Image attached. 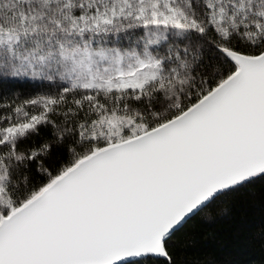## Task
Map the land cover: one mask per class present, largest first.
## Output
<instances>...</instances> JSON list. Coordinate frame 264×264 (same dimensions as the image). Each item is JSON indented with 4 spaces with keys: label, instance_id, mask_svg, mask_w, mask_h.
<instances>
[{
    "label": "snow or ice",
    "instance_id": "obj_1",
    "mask_svg": "<svg viewBox=\"0 0 264 264\" xmlns=\"http://www.w3.org/2000/svg\"><path fill=\"white\" fill-rule=\"evenodd\" d=\"M258 179L264 0H0V264H177Z\"/></svg>",
    "mask_w": 264,
    "mask_h": 264
},
{
    "label": "trees",
    "instance_id": "obj_2",
    "mask_svg": "<svg viewBox=\"0 0 264 264\" xmlns=\"http://www.w3.org/2000/svg\"><path fill=\"white\" fill-rule=\"evenodd\" d=\"M4 91L32 92L27 82L3 85ZM177 264H264V180L217 201L190 219L175 237Z\"/></svg>",
    "mask_w": 264,
    "mask_h": 264
}]
</instances>
